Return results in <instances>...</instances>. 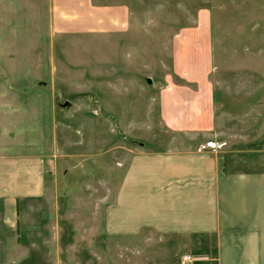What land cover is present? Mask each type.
<instances>
[{"label":"rangeland","instance_id":"374dc122","mask_svg":"<svg viewBox=\"0 0 264 264\" xmlns=\"http://www.w3.org/2000/svg\"><path fill=\"white\" fill-rule=\"evenodd\" d=\"M96 2L0 0L1 188L14 185L21 201L13 252L20 263L28 242L45 243L49 264H180L181 242L136 205L150 204L152 171L172 141L204 139L211 152L221 140L264 139V0L206 5L216 110L204 138L168 127L203 124V101L185 100L175 116L184 100L166 88L207 70L196 51L190 68L172 69L174 28L184 26L174 0L133 2L138 30L122 36L105 35ZM132 170L137 188L126 185Z\"/></svg>","mask_w":264,"mask_h":264},{"label":"crops","instance_id":"0c3cea01","mask_svg":"<svg viewBox=\"0 0 264 264\" xmlns=\"http://www.w3.org/2000/svg\"><path fill=\"white\" fill-rule=\"evenodd\" d=\"M137 1L97 0L94 11L103 14L105 35H131L138 30L131 25L133 15L139 16L131 7ZM212 2H173L180 8L184 24L177 32L174 28L173 35L177 38L171 47L173 71L182 74L180 69L192 66V51L199 53V68L207 69L203 74L183 71L181 77L185 85L166 88L173 91V96L169 93L171 99L184 100L175 116L186 108L185 100H189L188 108L192 106L191 100L203 101V124L168 125L170 131L188 132L189 138L194 132L203 134V138L213 132L211 118L216 109L208 74V68L213 64L209 54L212 51L209 28L212 12L206 6ZM169 83L171 85V80ZM189 84L200 86L193 89ZM189 140L193 141H172L168 145L170 150L158 158L151 175L150 204H137L136 211L145 212L152 220V227L181 242L188 256L194 257L190 264H264V139L259 143L244 138L221 140L215 142V149L211 152L204 139L202 142ZM227 145H231V149H225ZM23 168L32 171L31 162L23 164ZM5 170L0 157V264H49L47 244L35 242L32 245L28 242V257L20 263L17 261L18 255L13 251L17 246L15 233L21 201L17 199L14 185L1 188L5 179L1 174ZM137 173L132 170L127 174V187L129 184L135 187ZM137 186L138 183L135 188ZM22 187L27 188V195H33L31 186ZM140 222L143 226L147 221ZM136 225L140 226V223L136 221ZM24 238L28 237H23L26 244ZM10 242L12 247L8 249Z\"/></svg>","mask_w":264,"mask_h":264},{"label":"built area","instance_id":"2783aa9c","mask_svg":"<svg viewBox=\"0 0 264 264\" xmlns=\"http://www.w3.org/2000/svg\"><path fill=\"white\" fill-rule=\"evenodd\" d=\"M192 261H193L192 257L183 256L181 257L180 264H190Z\"/></svg>","mask_w":264,"mask_h":264},{"label":"trees","instance_id":"16d2710c","mask_svg":"<svg viewBox=\"0 0 264 264\" xmlns=\"http://www.w3.org/2000/svg\"><path fill=\"white\" fill-rule=\"evenodd\" d=\"M17 213H18V211H17Z\"/></svg>","mask_w":264,"mask_h":264}]
</instances>
